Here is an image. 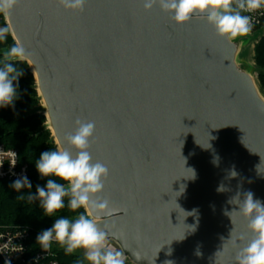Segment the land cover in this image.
Returning a JSON list of instances; mask_svg holds the SVG:
<instances>
[{"label": "water", "instance_id": "water-1", "mask_svg": "<svg viewBox=\"0 0 264 264\" xmlns=\"http://www.w3.org/2000/svg\"><path fill=\"white\" fill-rule=\"evenodd\" d=\"M6 19L59 149L77 118L95 122L89 150L118 209L96 219L128 261L238 264L245 194L264 205V99L239 45L143 0H20Z\"/></svg>", "mask_w": 264, "mask_h": 264}, {"label": "clouds", "instance_id": "clouds-1", "mask_svg": "<svg viewBox=\"0 0 264 264\" xmlns=\"http://www.w3.org/2000/svg\"><path fill=\"white\" fill-rule=\"evenodd\" d=\"M19 2L0 0V14L10 16ZM58 3L67 10L82 12L86 0H58ZM157 5L178 25L190 22L195 15L205 16L218 36L231 41L247 36L252 31L250 16L242 12L264 8V0H143L145 10H151ZM9 32V26H0V41H4ZM4 59L26 61L28 54L23 45L16 42L5 51ZM22 75L23 71L11 62H5L0 67V107L13 104L17 98L14 82ZM75 125L74 132L66 134L64 138L69 148L46 151L36 162L41 177L58 179H47L44 187L37 186L36 193H29L27 198L30 201L39 200L46 216H52L63 209L65 197L69 198L68 207L71 210L83 208L86 211L74 220L67 217L56 219L51 228L37 236V243L47 251L52 241H55L64 247L66 254L83 249L89 264H125L124 252L108 245V231L96 219L99 216L110 217L118 209L101 195L109 176V168L101 161H94L89 150L94 142L95 122L77 118ZM25 186L29 189L32 187L27 176L17 179L11 185L17 191ZM218 190L225 189L221 187ZM239 210L248 220L251 238L239 249L236 260L238 264H264V205L254 200L253 193L248 192ZM225 214L229 215L227 212ZM240 239L244 240L245 236L241 235ZM197 255L200 253L197 252ZM135 258L140 259L138 255Z\"/></svg>", "mask_w": 264, "mask_h": 264}, {"label": "trees", "instance_id": "trees-1", "mask_svg": "<svg viewBox=\"0 0 264 264\" xmlns=\"http://www.w3.org/2000/svg\"><path fill=\"white\" fill-rule=\"evenodd\" d=\"M0 26H9L7 19L0 14ZM16 40L11 31L4 41H0V67L5 62L13 63L23 75L14 82L17 87V98L12 105L0 107V143L18 150L20 160L29 166V181L31 189L26 186L19 191L11 187L14 182H0V224L18 228H28L31 239L37 241V236L44 230L52 227L58 218L67 217L74 220L79 214L85 213V209L71 210L68 207V197L64 198L65 207L46 216L39 200L30 201L28 194H35L37 186L44 187L47 179L55 177H41L36 169V162L42 153L50 150H58L52 133L42 127L45 116L33 111L39 104L38 85L36 78L27 61H5L4 53L9 50ZM253 48V60L258 67V80L260 89L264 91V31L255 38ZM259 89V91H260ZM261 93V91H260ZM62 182L63 181H59ZM23 197V198H20ZM60 264H82L87 261L85 256L74 253L66 254L64 247L58 250ZM0 264L3 262L0 259ZM125 264H132L128 260Z\"/></svg>", "mask_w": 264, "mask_h": 264}, {"label": "built area", "instance_id": "built-area-1", "mask_svg": "<svg viewBox=\"0 0 264 264\" xmlns=\"http://www.w3.org/2000/svg\"><path fill=\"white\" fill-rule=\"evenodd\" d=\"M242 14L250 16L252 23V31L246 37H258L264 31V8ZM24 176L29 179V166L21 162L18 150L0 143V182H15ZM31 232L28 228L0 224V259L3 264H60L57 252L62 246L52 241L51 247L45 251L31 239ZM107 243L122 251L115 241L107 238Z\"/></svg>", "mask_w": 264, "mask_h": 264}, {"label": "rangeland", "instance_id": "rangeland-1", "mask_svg": "<svg viewBox=\"0 0 264 264\" xmlns=\"http://www.w3.org/2000/svg\"><path fill=\"white\" fill-rule=\"evenodd\" d=\"M256 37L257 36H255V38ZM255 38L244 36V37H238L232 41H234L235 43H237L239 45V50H238V54L236 57V61H237L238 66L241 69H243L244 71L248 72L252 76V78L254 79V81L258 87V90H259L260 89V83L258 80V72H257L258 67L256 66V64L253 60V48L256 44ZM30 68H31V65H30ZM35 78H36V76H35ZM36 83H37V79H36ZM260 91H261L260 94L264 99V91H262L261 89H260ZM38 94L40 97L39 104L33 111L37 112L38 114L45 116V120H44L42 127H45L46 129H48L52 133V137L56 143V140H55L53 131L51 129V125H50L48 116H47V107H46V105L42 99V96H41L39 90H38ZM73 253L76 255H79V256H84V250L83 249H78ZM82 264H89V262L85 261V263H82Z\"/></svg>", "mask_w": 264, "mask_h": 264}, {"label": "bare ground", "instance_id": "bare-ground-1", "mask_svg": "<svg viewBox=\"0 0 264 264\" xmlns=\"http://www.w3.org/2000/svg\"><path fill=\"white\" fill-rule=\"evenodd\" d=\"M32 70H34V69L32 68Z\"/></svg>", "mask_w": 264, "mask_h": 264}]
</instances>
